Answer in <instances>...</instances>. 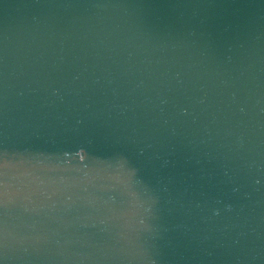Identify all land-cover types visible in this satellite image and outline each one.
Here are the masks:
<instances>
[{
	"label": "water",
	"instance_id": "95a60500",
	"mask_svg": "<svg viewBox=\"0 0 264 264\" xmlns=\"http://www.w3.org/2000/svg\"><path fill=\"white\" fill-rule=\"evenodd\" d=\"M0 264H264V0H0Z\"/></svg>",
	"mask_w": 264,
	"mask_h": 264
}]
</instances>
